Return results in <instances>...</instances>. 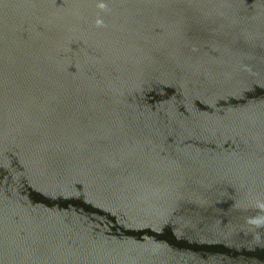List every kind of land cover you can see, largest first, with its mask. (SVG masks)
<instances>
[{"label": "water", "instance_id": "1", "mask_svg": "<svg viewBox=\"0 0 264 264\" xmlns=\"http://www.w3.org/2000/svg\"><path fill=\"white\" fill-rule=\"evenodd\" d=\"M260 205L264 0H0V264H264Z\"/></svg>", "mask_w": 264, "mask_h": 264}, {"label": "clouds", "instance_id": "2", "mask_svg": "<svg viewBox=\"0 0 264 264\" xmlns=\"http://www.w3.org/2000/svg\"><path fill=\"white\" fill-rule=\"evenodd\" d=\"M101 7H103L101 5ZM97 25H102V21L98 20ZM261 208H264V205H260ZM249 224L254 225L257 228L264 227V217L250 218L247 221Z\"/></svg>", "mask_w": 264, "mask_h": 264}]
</instances>
